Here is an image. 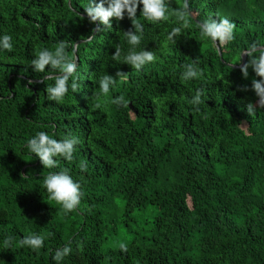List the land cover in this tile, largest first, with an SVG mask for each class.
Instances as JSON below:
<instances>
[{
    "label": "trees",
    "instance_id": "1",
    "mask_svg": "<svg viewBox=\"0 0 264 264\" xmlns=\"http://www.w3.org/2000/svg\"><path fill=\"white\" fill-rule=\"evenodd\" d=\"M183 2L165 0L168 18L158 22L140 4L133 46L127 10L96 30L89 0H0V37H12V51L0 48V264H264V108L251 89L255 73L245 79L237 64L253 42L264 45V0H188L187 28L175 15ZM220 17L235 24L221 56L198 27ZM61 41L69 56L77 47V68L57 103L46 92L56 70L35 72L31 61ZM133 49L155 60L137 70L124 62ZM188 64L198 76L184 80ZM105 75L115 79L107 94ZM121 95L128 107L112 102ZM39 131L78 138L73 160L57 156L44 167L27 147ZM65 169L82 193L67 213L43 187L48 173ZM30 235L43 247L20 243ZM65 245L71 253L54 261Z\"/></svg>",
    "mask_w": 264,
    "mask_h": 264
},
{
    "label": "clouds",
    "instance_id": "2",
    "mask_svg": "<svg viewBox=\"0 0 264 264\" xmlns=\"http://www.w3.org/2000/svg\"><path fill=\"white\" fill-rule=\"evenodd\" d=\"M142 4L141 9L143 16L153 22L165 20L167 6L165 0H89L88 5L84 7V11L87 14L90 22L99 21V25L96 30H100V25L103 27H111L112 18L122 20L124 18L125 10H127L128 17L132 20V24L135 28V32L129 29L125 32L128 43L135 46L140 43V36L136 32H143V25L135 20L138 6ZM107 5V6H105ZM175 15L182 21V27H189L187 17L190 15L189 2L184 0L182 7ZM201 34L205 37H210L213 42H219V46L222 47L226 43L234 39L235 24L227 17H220L218 20L208 18L198 24ZM181 33V28H173L169 33V39L177 36ZM12 37L10 35H4L0 37V48L8 51H12ZM69 45L63 41L55 48V51H50L47 48L41 49L35 53V57L31 61V66L35 72H44L46 66H50L51 69L56 70L55 75L51 78L54 79V85L46 87L47 97L51 101L60 103L68 92V81L72 77L77 68L75 59L76 46H73V54L69 56L66 49ZM121 50L116 48L113 54V59L119 60ZM247 56L246 62L241 63L242 57ZM155 60V55L151 51L143 50L136 52L134 49L124 57V62L130 64L135 69L139 70L143 65ZM240 64V72L242 76L247 79L249 76V68L255 73V77L251 81V89L255 92L259 98L257 101L258 107L264 108V45L259 42H253L241 53V60L237 63ZM185 72L182 74V79L188 80L198 76V71L192 64L185 65ZM117 76H123V72H117ZM258 77V78H256ZM29 84L33 81L29 80ZM115 84V79L111 75L103 76L99 81L100 91L103 94H107L110 90V86ZM72 90L75 92L78 89V84L74 80L71 84ZM241 90L247 91L248 86H244ZM201 91L198 89L190 103L199 105L201 101ZM113 103L122 105L124 107L129 106V102L125 101V98L121 95L115 98ZM257 105L249 102L247 104V112L251 115L254 114ZM99 107V105H97ZM198 110V109H197ZM79 143L78 138L71 136H65L63 139L57 140L52 138L47 132L39 131L34 137L27 141V147L31 153H35L41 164L44 167L52 168L56 166L54 157L60 156L64 159L73 160V153L76 150V145ZM80 168L82 171H86L87 165L81 163ZM23 176V174H22ZM43 187L46 188L49 198L55 200L58 204L62 205L65 213L75 211L80 205L81 201V185L79 182L74 181L67 169L58 173H48L43 179ZM11 237L5 240V247L10 245ZM22 245H27L32 249H39L43 247V237L38 235H30L24 237L21 242ZM120 250L127 252L128 246L126 244H120ZM70 246L65 245L55 251L52 259L56 262L63 260V258L71 253Z\"/></svg>",
    "mask_w": 264,
    "mask_h": 264
},
{
    "label": "water",
    "instance_id": "3",
    "mask_svg": "<svg viewBox=\"0 0 264 264\" xmlns=\"http://www.w3.org/2000/svg\"><path fill=\"white\" fill-rule=\"evenodd\" d=\"M215 44L217 45V49H218V52H219V55L221 56V50H220V47L219 45L215 42ZM245 57L246 56H243L242 57V63L245 61ZM222 58V57H221ZM75 59H76V63H77V57L75 56ZM240 66V65H239Z\"/></svg>",
    "mask_w": 264,
    "mask_h": 264
}]
</instances>
